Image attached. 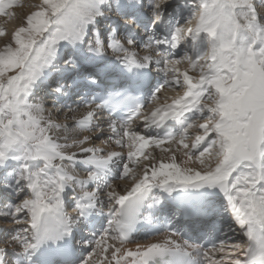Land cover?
<instances>
[{
  "label": "snow or ice",
  "instance_id": "6c2138e0",
  "mask_svg": "<svg viewBox=\"0 0 264 264\" xmlns=\"http://www.w3.org/2000/svg\"><path fill=\"white\" fill-rule=\"evenodd\" d=\"M116 3L120 18L127 16L147 39L118 35L115 28L107 36L90 30L111 0H39L12 32L0 26L6 37L0 48V169L18 164L6 173L14 182L4 184L15 198L0 210L9 221L7 229L0 227V264H72L75 232L82 223L90 227L88 217L103 214L106 204L107 228L80 238L87 256L79 264H264V2L192 0L163 39L158 31L171 0ZM18 7H24L20 0H0V17L15 16ZM145 12L150 30L141 24ZM64 55L76 72L68 87L79 103L49 108L33 92ZM146 69L162 74L163 82L143 103L128 93ZM63 87L53 91L68 96ZM166 89L182 94L161 102ZM129 104L127 118L117 119ZM169 121L180 124L179 135L147 134ZM98 141L119 150L105 152ZM149 148L160 149L169 162ZM153 160L159 163H145ZM115 164L121 169L116 183H101V173ZM80 165L89 166L83 177ZM119 181L126 182L122 192ZM179 194H222L235 235L225 233L205 247L184 238L172 213L157 218L145 242L133 239L141 220L153 223L145 209ZM215 207L208 200L187 218H206Z\"/></svg>",
  "mask_w": 264,
  "mask_h": 264
},
{
  "label": "bare ground",
  "instance_id": "6f19581e",
  "mask_svg": "<svg viewBox=\"0 0 264 264\" xmlns=\"http://www.w3.org/2000/svg\"><path fill=\"white\" fill-rule=\"evenodd\" d=\"M21 1V0H20ZM30 1V2H29ZM28 1V4H26V5H24V8L22 9V10H18L17 8L16 9H13L12 11H14L15 12V16L18 18V17H23V16H25L29 11H30V8H29V5H31L32 3L31 2H33V1H35L34 3L36 4V3H39V0H29ZM112 1V0H111ZM259 2V1H258ZM261 4V2L258 4V6ZM178 5V2H177V0H171V7L168 9L169 11H172L176 6ZM108 10H109V8H107L106 9V12H108ZM22 11V12H21ZM21 13H23L22 15H20ZM183 13V15H181L180 17H181V19H182V17L185 15L186 16V14L187 13H185V12H182ZM106 15H107V13H106ZM106 15H104V16H106ZM0 19H1V22H0V25L3 27V22L5 23V22H7V18H5V17H0ZM19 21V20H18ZM12 31H13V29H12ZM12 31H10V32H12ZM6 39V38H5ZM5 39H3L2 41H4ZM3 47V42H2V44L0 45V48H2ZM186 64H182L181 66H180V68L183 70V69H186L187 67L185 66ZM48 74H50V71H48L46 74H45V76H47ZM44 76V77H45ZM43 77V78H44ZM43 78L41 79V81L43 80ZM35 90V89H34ZM170 91V90H169ZM168 94V93H167ZM179 94H182V93H178L177 91L176 92H172V94H168L167 96H166V94L165 93H163L162 95H164L163 96V98H162V100H161V102H163L164 100H170L172 97H174V96H177V95H179ZM162 97V96H161ZM164 99V100H163ZM36 101H38V100H36ZM49 112L50 113H52V115H53V119H55L56 118V114L55 113H53L52 112V110H50L49 109ZM59 122H61V123H63V117H60V120H59ZM53 135H55V136H58L59 135V133L58 132H54L53 133ZM61 140H62V138H61ZM97 147H100V145L99 146H97ZM150 149V148H149ZM157 151H160V149H153L152 150V153L154 152V155H156V153H157ZM161 154V153H160ZM158 155V154H157ZM162 155V154H161ZM164 155H166V154H164ZM159 157V156H158ZM177 157H178V159H177V162H180V160L181 159H183V157H182V155L181 154H177ZM166 158V157H165ZM167 159V158H166ZM159 161V160H158ZM166 161V160H165ZM157 162V161H156ZM168 162V161H167ZM152 163H153V161H152ZM125 186H126V182L125 181H121V182H119V187H120V189H119V187H118V189L119 190H117V191H120V192H122L123 191V189L125 188ZM122 189V190H121ZM206 191H208V190H206ZM212 190H210V192H211ZM1 227H4V228H7V226L6 225H3V226H1ZM127 247H130V248H135V245H133V246H127Z\"/></svg>",
  "mask_w": 264,
  "mask_h": 264
},
{
  "label": "rangeland",
  "instance_id": "374dc122",
  "mask_svg": "<svg viewBox=\"0 0 264 264\" xmlns=\"http://www.w3.org/2000/svg\"><path fill=\"white\" fill-rule=\"evenodd\" d=\"M28 1L29 0H21L20 1V3L21 4H23V5H26V4H28ZM30 2V1H29ZM35 1H33V2H31L32 4H35L34 3ZM262 2H264V0H262ZM261 2V3H262ZM258 4V3H257ZM24 7H22V8H17L18 10H22ZM22 12V11H21ZM23 13H21L20 15H22ZM19 19L16 17V16H13V17H11V18H7V22H3V27L7 30V31H12V29L14 30V28L20 23V20L18 21ZM0 22H1V19H0ZM6 37H0V45L2 44V40L3 39H5ZM182 65V64H181ZM187 68H188V66H187ZM193 75H195V73H192ZM171 90H174V89H171ZM169 92V91H168ZM174 92H176V90H174ZM166 94H167V92H166ZM168 94H172V92H170V93H168ZM167 94V95H168ZM163 96L164 95H162V98H163ZM164 100V99H163ZM194 131V130H193ZM160 153L157 155V153H158V151H157V153H156V155L157 156H159V157H164V161L163 162H167L168 161V159H166L167 158V156L166 155H164V153H162L161 152V150L159 151ZM166 157V158H165ZM166 160V161H165ZM155 161V163H159V161L158 160H154ZM157 161V162H156ZM169 162V161H168ZM146 163H152V161H149V162H146ZM120 188V187H119ZM122 190V189H121Z\"/></svg>",
  "mask_w": 264,
  "mask_h": 264
}]
</instances>
